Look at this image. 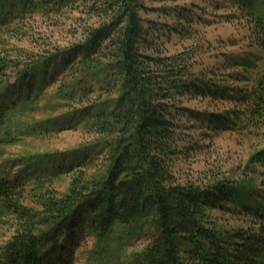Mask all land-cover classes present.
<instances>
[{
  "label": "trees",
  "instance_id": "trees-1",
  "mask_svg": "<svg viewBox=\"0 0 264 264\" xmlns=\"http://www.w3.org/2000/svg\"><path fill=\"white\" fill-rule=\"evenodd\" d=\"M232 1L250 17L260 51L230 58L229 67L245 69L237 80L249 83L233 88L206 78L207 69L194 74L189 52L164 54V39L183 36V30L144 18L143 0H11L8 7L0 0V27L25 12L79 10L97 19V24L85 26L77 43L60 49L50 61L39 54L25 62L0 57V145L13 133L12 118L58 83L59 69L70 76L55 94L68 108L64 116L77 119L67 127L96 135L89 145L92 156L60 171L84 168L73 176L66 193L56 196L41 188L42 179L33 178L40 210L23 204L26 186L18 178L0 176L1 213L15 218L12 236L0 247V264H60L63 239L73 240L76 227L84 222L100 239L115 226L144 223L152 231L140 264H264V195L251 179L181 182L174 172L175 161L188 149L180 144L187 141L183 118L212 134L264 135V2L258 8L253 0ZM175 13L191 19L185 8ZM10 63L18 68L13 84L2 72ZM186 94L234 106L216 112L178 107V97ZM74 102L81 107H71ZM16 125L23 135L55 128L45 120L31 127ZM96 161L100 169L89 174L85 168ZM250 162L264 167V149ZM214 210L250 217L252 225L223 227L212 217Z\"/></svg>",
  "mask_w": 264,
  "mask_h": 264
},
{
  "label": "rangeland",
  "instance_id": "rangeland-1",
  "mask_svg": "<svg viewBox=\"0 0 264 264\" xmlns=\"http://www.w3.org/2000/svg\"><path fill=\"white\" fill-rule=\"evenodd\" d=\"M13 1V0H12ZM146 10L144 18L168 25H179L183 36L171 35L164 39V54L174 55L190 53L195 62L192 72L200 76L207 69L205 77L215 79L229 87H244L249 83L242 80L240 73L245 69L229 67L232 56L242 57L250 53H259V48L252 38V23L247 14L238 9L232 0H143ZM255 6L262 8L264 0H253ZM8 7L11 0H2ZM185 8L191 19H180L175 10ZM10 20V21H9ZM8 24L0 27V57L7 60L25 62L31 55L46 56L50 61L60 49L77 43L82 38L85 26L97 24L96 18L88 17L79 10L62 13H24L21 17L9 18ZM191 20V21H190ZM162 40V39H161ZM48 63V62H47ZM214 70V73L211 72ZM6 79L11 84L18 79V68L7 64L3 69ZM74 73V72H73ZM72 73V74H73ZM58 83L45 88L36 103L27 111L18 112L11 120L14 129L8 140L0 145V176L9 180L18 178L25 184L23 204L33 210H40L37 205L39 189L33 178L39 177L44 189L56 196L66 193L71 180L82 167H75L71 173H60L69 163L85 160L92 156V147L96 135H90L81 128L67 127L76 122L64 114L68 112L65 102L55 94L64 78L70 72L59 69ZM253 71H249L251 76ZM177 106L192 111L216 112L231 109L234 104L212 102L200 95H183L177 99ZM71 107L80 108L74 102ZM55 126L50 132L33 134L19 133V122L35 125L44 121ZM69 121V122H68ZM181 125L188 149L174 163V172L181 182H209L229 180L232 182L249 180L264 195V167L250 162L251 157L264 149L263 132L226 131L212 134L197 125L191 118H183ZM21 128V127H20ZM28 128V127H27ZM13 139V141H12ZM190 144L189 145H187ZM100 150V148H96ZM95 154V153H94ZM28 155H31L28 157ZM29 158V159H28ZM89 165L86 170L95 174L101 162ZM99 164V165H98ZM253 169V170H252ZM56 174L52 176L54 173ZM258 201L261 197H256ZM0 209V247L14 232L13 214L1 213ZM212 217L225 227H244L252 225L250 217L212 211ZM151 231L144 223L137 222L130 226H115L105 239H100L89 222L78 225L74 239L64 245V261L60 264H140L142 249L151 236Z\"/></svg>",
  "mask_w": 264,
  "mask_h": 264
}]
</instances>
